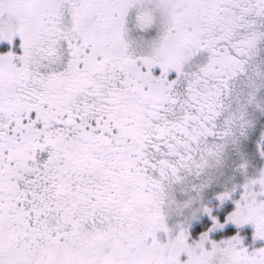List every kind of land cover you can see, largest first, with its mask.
Wrapping results in <instances>:
<instances>
[{
  "label": "snow or ice",
  "instance_id": "obj_1",
  "mask_svg": "<svg viewBox=\"0 0 264 264\" xmlns=\"http://www.w3.org/2000/svg\"><path fill=\"white\" fill-rule=\"evenodd\" d=\"M0 264H264V0H0Z\"/></svg>",
  "mask_w": 264,
  "mask_h": 264
}]
</instances>
